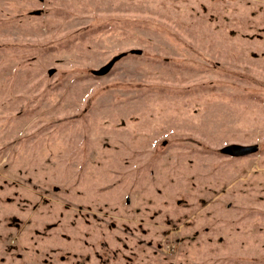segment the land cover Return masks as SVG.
<instances>
[{
  "label": "rangeland",
  "instance_id": "obj_1",
  "mask_svg": "<svg viewBox=\"0 0 264 264\" xmlns=\"http://www.w3.org/2000/svg\"><path fill=\"white\" fill-rule=\"evenodd\" d=\"M0 264H264V0H0Z\"/></svg>",
  "mask_w": 264,
  "mask_h": 264
},
{
  "label": "water",
  "instance_id": "obj_2",
  "mask_svg": "<svg viewBox=\"0 0 264 264\" xmlns=\"http://www.w3.org/2000/svg\"><path fill=\"white\" fill-rule=\"evenodd\" d=\"M128 53L141 55L142 51L140 49H131ZM126 55L125 52L119 53L116 56L112 57L110 61H108L105 65L101 66L98 69L92 70L91 73L96 76H103L107 74L112 68L113 64L120 58ZM258 146L256 144L252 145H239V144H229L223 146L219 149V153L223 155H227L230 157H244L250 154H253L257 151Z\"/></svg>",
  "mask_w": 264,
  "mask_h": 264
}]
</instances>
